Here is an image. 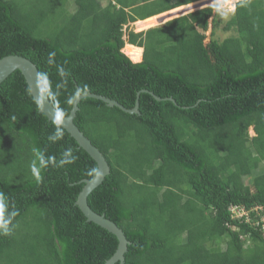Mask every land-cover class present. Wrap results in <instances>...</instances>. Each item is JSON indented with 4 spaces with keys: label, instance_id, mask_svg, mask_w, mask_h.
Masks as SVG:
<instances>
[{
    "label": "trees",
    "instance_id": "trees-1",
    "mask_svg": "<svg viewBox=\"0 0 264 264\" xmlns=\"http://www.w3.org/2000/svg\"><path fill=\"white\" fill-rule=\"evenodd\" d=\"M197 1L0 0V58L47 72L66 115L77 91L138 103L126 112L87 96L74 117L109 165L87 203L129 241L114 264H264L261 226L230 211L264 213L251 210L264 208V0H237L222 40L205 42L217 25L211 4L131 26ZM54 131L12 71L0 83V194L17 215L0 235V264H105L116 251L117 237L75 203L96 162L66 130L50 141ZM34 148L57 160L71 148L77 159L37 180Z\"/></svg>",
    "mask_w": 264,
    "mask_h": 264
},
{
    "label": "water",
    "instance_id": "water-1",
    "mask_svg": "<svg viewBox=\"0 0 264 264\" xmlns=\"http://www.w3.org/2000/svg\"><path fill=\"white\" fill-rule=\"evenodd\" d=\"M210 2L211 0L210 1L199 0L193 4L188 5V7L186 6V8H183L184 10L176 14L181 15V13H187L189 11L196 10L203 6L209 5ZM176 14H171L168 17L163 15L159 16L158 18L159 24L163 23L168 19L176 17L177 16ZM16 69L21 72L29 88L30 87L29 83L33 81L35 74L38 72V70L35 64L32 63L29 59L15 54L6 55L0 58V83L12 71ZM87 96L101 99L102 101L106 102L108 106H117L126 112H138V103L136 102L135 106L132 109H126L122 105H120L117 101L112 100L110 98L97 95L88 91H84L82 93L77 91L76 96L72 102L71 110L69 111L66 117V127H65V130L76 140L79 147L84 149L96 162L97 164L96 171L100 172V175L95 174L91 179L84 180L85 184L82 187L75 203L78 205L82 213L86 216L87 220L97 223L98 225L104 227L105 229H107L109 232L113 233L117 237L118 243H117L116 251L109 259L106 260L105 264H114L116 261L123 263L124 253L127 250V244L129 243L124 232L115 222L106 218L104 214H98L95 211H93L87 203L88 194L96 186H98L104 179L105 175L109 173V165L103 154L99 151L97 147H95L91 143V141L83 134V132L74 123V117L78 109V102L81 98ZM154 97L156 99H161L160 97H157L155 95ZM38 109L40 112L45 114L48 120H51L49 117V112L51 111L50 106L46 105L45 109L43 108H38Z\"/></svg>",
    "mask_w": 264,
    "mask_h": 264
},
{
    "label": "clouds",
    "instance_id": "clouds-1",
    "mask_svg": "<svg viewBox=\"0 0 264 264\" xmlns=\"http://www.w3.org/2000/svg\"><path fill=\"white\" fill-rule=\"evenodd\" d=\"M243 2L244 0H241L242 6ZM211 7L221 17L227 18L230 13L235 12L236 5L235 3H232V0H211ZM51 56H54V53H50V57ZM49 63H52L51 59L49 60ZM60 71L63 75L64 70L61 69ZM29 85L30 95L34 98L37 107L45 109L46 105L50 106L51 111L49 112V117L54 125L55 131L48 137V139L52 142L63 139L67 115L65 110L59 106L58 96L53 90L49 74L47 72L38 71ZM33 152L35 159L32 161L31 170L37 180L40 179L39 169L45 168L49 164L63 167L67 164L74 163L77 159L71 148L66 149L61 154L59 160L55 157H46L43 152L35 148L33 149ZM96 175H100V172L96 171ZM9 209L10 205L5 196L0 194V235L9 236L14 230L15 225H13V219L17 215V212L14 209Z\"/></svg>",
    "mask_w": 264,
    "mask_h": 264
},
{
    "label": "rangeland",
    "instance_id": "rangeland-1",
    "mask_svg": "<svg viewBox=\"0 0 264 264\" xmlns=\"http://www.w3.org/2000/svg\"><path fill=\"white\" fill-rule=\"evenodd\" d=\"M101 1V3L102 4H105V2L107 1V0H100ZM208 1H210V0H208ZM71 2V1H70ZM236 1L235 0H232V3H235ZM209 4H211V2L209 3ZM73 5H71V10L73 9V7H72ZM187 7H188V5H187ZM186 8V7H185ZM174 9V8H173ZM182 10H184L183 8H178V9H175V10H172V11H169V12H167V13H165V12H163L164 14H161V15H163V16H166V17H168V16H170L171 14H176V13H179V12H181ZM182 14H184V13H181V15ZM159 15V14H158ZM155 16V17H153V18H151V19H148V20H145L144 22H143V24H142V22H134V23H131V26H132V28H133V30L134 31H140V28H143L144 26H146V27H151V26H156V25H158L159 24V22H158V18H159V16ZM160 15V16H161ZM176 15H178L179 16V14H176ZM228 18V17H227ZM227 18H224V17H221L218 13H216L215 12V20H217V25H216V28H212L211 27V24L209 25V27H208V29H207V31H206V38H205V42H208V40H209V38L211 37V35H212V32H214V38L215 39H217V40H222L223 38H225L226 36H228V35H232L233 34V32L230 30V31H224L223 30V25H224V22L226 21V19ZM211 19V18H210ZM210 19H209V21H210ZM146 29V28H145ZM142 30H144V29H142ZM131 56V55H130ZM129 56V57H130ZM131 58V57H130ZM131 60H132V58H131ZM133 61H137V60H133ZM248 133L252 136L253 134H254V131H253V129H252V127H250L249 129H248ZM247 182H249V180H247L246 179V183ZM251 210H254L255 211V214L256 215H258V212L254 209V208H252ZM250 211H248V213H249ZM233 215L234 216H240L241 214L240 213H238L237 211H234L233 212ZM249 216H250V214H249ZM239 218V217H238ZM249 218V217H248ZM249 220L250 221H252V224L253 225H256L255 223V221H257V219H253L252 217H250L249 218ZM255 222V223H254ZM210 246H213V247H220V248H224V243H223V239H222V241H219L218 243H216V244H210Z\"/></svg>",
    "mask_w": 264,
    "mask_h": 264
},
{
    "label": "built area",
    "instance_id": "built-area-1",
    "mask_svg": "<svg viewBox=\"0 0 264 264\" xmlns=\"http://www.w3.org/2000/svg\"><path fill=\"white\" fill-rule=\"evenodd\" d=\"M255 210L257 211H261V209H264L262 207H254ZM230 211L233 215L234 211H237L238 213H240V216H235V217H245L246 220H248L250 218L248 210H245L243 207L240 206H231ZM258 214H260V212H258ZM234 216V215H233ZM249 217V218H248ZM256 222V223H255ZM254 223L256 225H260L262 230L264 231V213L261 214V217L259 219H257V221H255Z\"/></svg>",
    "mask_w": 264,
    "mask_h": 264
},
{
    "label": "bare ground",
    "instance_id": "bare-ground-1",
    "mask_svg": "<svg viewBox=\"0 0 264 264\" xmlns=\"http://www.w3.org/2000/svg\"><path fill=\"white\" fill-rule=\"evenodd\" d=\"M235 1H237V0H235ZM175 8H176V7H175ZM170 10H171V9H170ZM151 17H152V16H151ZM148 18H149V17H148ZM144 20H145V19H143V20H138L137 22H139V23L142 22V24H143ZM145 28H146V26L143 27V29H145ZM147 28H148V27H147ZM140 30H142V29H140Z\"/></svg>",
    "mask_w": 264,
    "mask_h": 264
},
{
    "label": "crops",
    "instance_id": "crops-1",
    "mask_svg": "<svg viewBox=\"0 0 264 264\" xmlns=\"http://www.w3.org/2000/svg\"><path fill=\"white\" fill-rule=\"evenodd\" d=\"M100 1V0H99ZM195 3V2H194ZM191 4H193V3H191ZM188 5H190V4H188ZM184 7H181V6H179L180 8H185L186 7V5H183ZM168 11V10H167ZM167 11H165V12H167ZM161 14H163V13H161ZM161 14H159L158 16H160ZM180 15V14H179ZM157 16V15H156ZM178 16V15H177ZM127 44V43H126Z\"/></svg>",
    "mask_w": 264,
    "mask_h": 264
}]
</instances>
